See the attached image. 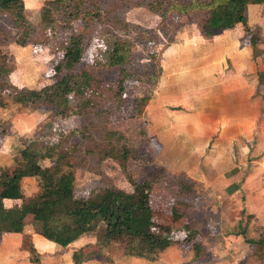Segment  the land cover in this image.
<instances>
[{
    "label": "rangeland",
    "instance_id": "obj_1",
    "mask_svg": "<svg viewBox=\"0 0 264 264\" xmlns=\"http://www.w3.org/2000/svg\"><path fill=\"white\" fill-rule=\"evenodd\" d=\"M48 1L25 0L34 30L25 47L17 43L24 32L0 12V63L7 60L10 70L0 88V169L13 173L26 148L39 154L43 167L64 156L65 170L76 174V195L95 208L93 242L84 253L107 261L123 254L118 243L104 242V218L115 207L138 227L150 209L156 224L173 231L170 245L144 259L149 263L171 254L172 264H264V248L246 240L264 237V1L249 6L247 27L214 34L204 26L207 11L164 16L147 8L150 0H130L134 6L95 0L102 22L86 17L73 30L61 29L56 17L47 29L41 13ZM77 33L86 42L77 71L100 86L95 111L58 119L48 104L18 102L16 89L41 91L53 82L54 67ZM116 37L137 40L131 53L137 80L122 97L119 69L105 65ZM109 125L126 132L129 172L143 185L134 208L113 193L134 187L115 162L103 159ZM22 191L33 205L44 195L38 178L24 179ZM124 256L127 263L142 260Z\"/></svg>",
    "mask_w": 264,
    "mask_h": 264
},
{
    "label": "trees",
    "instance_id": "obj_2",
    "mask_svg": "<svg viewBox=\"0 0 264 264\" xmlns=\"http://www.w3.org/2000/svg\"><path fill=\"white\" fill-rule=\"evenodd\" d=\"M120 1L124 5L134 6L130 0ZM255 1L150 0L146 6L152 12L164 16L173 12L188 15L195 11H207L209 17L204 26L209 34H214L221 30H232L237 25L247 27L248 8ZM94 2L95 0L48 1L42 9V24L51 29V26L57 23L56 17H60L63 20L61 29L73 30L74 24L85 20L86 17L97 23L102 22L103 12ZM0 12L12 17L15 27L24 32V39L17 43L25 47L30 34L34 31L27 16L25 0H0ZM85 43L82 34L72 35L66 44L68 54L54 67L53 82L44 86L41 91L22 92L16 89L18 102L30 105L48 104L55 110L58 119L82 117L90 111H95L93 98L98 94L100 86L97 87L99 84L88 72L77 71V67L84 59ZM136 43V39L116 37L107 51L105 65L118 68L120 71L117 86L121 97L126 86L137 80L138 64L131 56ZM9 75L7 60H3L0 63V88H5ZM260 78L264 82V75ZM104 141L109 148L103 159L115 162L134 187L132 193L114 188V196L132 208L137 207L144 196V191L143 185L135 183L129 172L130 152L127 147V134L109 125L105 130ZM63 159L64 156L61 155L53 164L43 167L39 154L26 148L21 152V162L13 173L0 169V233H20L27 224H38L45 239L67 247L90 232L91 215L95 208L90 198H79L76 195V174L73 170H65ZM26 178H38L44 190V195L37 204L28 202L22 191V182ZM144 186L146 188L147 184ZM6 200L12 201V208L6 206ZM125 214V211L114 207L109 216L104 218L106 230L103 240L107 246L118 243L124 255L150 259L157 249L171 244L168 236L173 228L169 225L156 224L150 209H147L138 227L132 226L128 217L125 218ZM242 234L246 235V232L243 231ZM246 240L249 244H259L264 248V237L259 241L248 238ZM73 258L75 264H81L88 256L81 250L75 253Z\"/></svg>",
    "mask_w": 264,
    "mask_h": 264
},
{
    "label": "crops",
    "instance_id": "obj_3",
    "mask_svg": "<svg viewBox=\"0 0 264 264\" xmlns=\"http://www.w3.org/2000/svg\"><path fill=\"white\" fill-rule=\"evenodd\" d=\"M9 202L12 203L10 200L5 201L8 208ZM92 242L93 240L87 232L74 243L62 247L45 239L41 234L40 225L30 223L27 224L23 232L0 233V264H75L74 254L81 250L87 251V247ZM84 255L88 258L81 264H172L173 262L171 254L161 261L151 263L144 259L141 261L134 259L127 263V257L120 252L108 261L100 258L101 255L88 253H84Z\"/></svg>",
    "mask_w": 264,
    "mask_h": 264
}]
</instances>
